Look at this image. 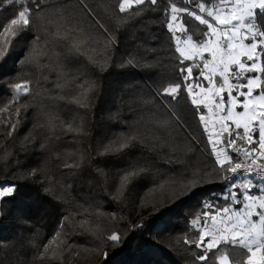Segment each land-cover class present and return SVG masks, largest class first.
<instances>
[{
    "label": "trees",
    "instance_id": "16d2710c",
    "mask_svg": "<svg viewBox=\"0 0 264 264\" xmlns=\"http://www.w3.org/2000/svg\"><path fill=\"white\" fill-rule=\"evenodd\" d=\"M40 2L47 11L59 6L91 34L90 48L103 50L109 34L116 43L107 50L110 60L105 71L84 57L63 56L45 57L41 63L49 67L38 68L23 62L33 36L39 35L42 44L49 40L46 47L50 50L54 45L42 21L34 17V29L20 35L11 52L0 60V107L10 99L11 85L32 82V94L20 101L30 105L21 113L20 131L13 139L5 138L7 129L0 132V186L15 185L14 194L0 202V264H60L38 259L37 245L42 250L62 217L81 211V206L103 215L89 217L95 236L71 235L69 242L98 248L101 255L89 253L81 259L66 254L64 264H192L194 245L183 243L186 235H197L189 222L202 211L205 201L220 206L228 203L224 196L229 183L221 182L212 171L214 158L186 93L178 101L156 95L159 86L172 78L176 63L171 34L165 27L168 0L140 6V15L134 17L118 13V0ZM175 2L184 6L183 0ZM21 3L34 9L32 0L12 5L0 0V21L10 18ZM97 20L104 28L98 27ZM55 50L64 52L59 46ZM130 58L137 66L126 65ZM62 71L68 76L62 78ZM73 74L77 82L94 85L86 108L56 99L80 91L74 85L63 90L55 86ZM49 117H58L56 127L34 129L35 139L22 146L29 129L37 122L46 124ZM69 123L80 131H65L64 125ZM130 135L143 143L104 154L110 141ZM5 150L12 153L7 160L2 158ZM169 159L179 163L166 162ZM65 162L80 167L65 168ZM134 167L146 171L122 185L120 177ZM197 167L202 186L181 195L185 189L179 182L190 179ZM34 169L35 174L29 175ZM205 172L212 174L205 176ZM258 184L256 189L264 186V182ZM84 218L76 216L73 224ZM140 224L143 226L136 227ZM65 231L71 229L66 225ZM113 231L121 236L118 245L103 239Z\"/></svg>",
    "mask_w": 264,
    "mask_h": 264
},
{
    "label": "snow or ice",
    "instance_id": "6c2138e0",
    "mask_svg": "<svg viewBox=\"0 0 264 264\" xmlns=\"http://www.w3.org/2000/svg\"><path fill=\"white\" fill-rule=\"evenodd\" d=\"M4 2L12 5L18 0ZM148 3L156 5L158 0H118L116 9L120 14L134 17L140 15L139 7ZM32 4L35 10L21 3L10 18L0 21V60L11 52L20 35L34 29L36 17L42 21L54 47L50 50L46 47L49 40L42 44L41 37L34 35L28 57L23 62L46 68L49 65L41 63L45 57H84L101 71L107 69L110 60L107 50L116 43L114 35L109 34L103 50L90 48L91 34L67 17L59 6L47 11L40 0H32ZM183 4L168 0L164 10L165 27L171 34L176 63L172 78L159 86L156 95L178 101L181 94L186 93L214 158L212 171L221 182L234 181L228 185L224 196L228 203L220 206L205 201L202 204V211L189 222L191 231L197 235L191 238L186 235L183 243L194 245L192 264H264V186L256 189L253 181L247 178L264 179V0H183ZM96 23L104 28L99 20ZM55 46L63 48L64 52H57ZM125 63L137 66L134 58ZM60 76L65 78L68 73L62 71ZM77 79L73 74L63 84L57 83L55 86L61 90L74 85L80 91L75 95H59L56 99L86 108L88 94L94 85L87 81L79 83ZM31 84L24 80L11 85L10 99L0 107V132L7 129L6 139H13L21 129V113H26L30 105L20 101L32 94ZM172 114L175 116V112ZM55 119L58 117H49L46 124L35 123L22 138V146L35 139L34 129L55 128ZM64 130L80 131L70 123L64 125ZM135 142L143 143L136 135L119 137L105 146L104 154L123 151ZM11 155L5 150L2 158L7 160ZM166 162L179 163L173 159ZM63 167L79 168L80 165L65 162ZM35 171L29 175H34ZM145 171L143 167L132 168L120 177L121 184L126 186L133 177ZM211 174L205 172L203 175ZM200 176L201 170L197 167L190 179L179 182L185 189L181 195L202 186ZM14 192L15 185L0 186V202ZM117 192L123 195L120 187ZM92 215L103 213L81 206V211L62 217L58 229L43 244L42 250L37 245V258L64 264L66 254L81 259H86L89 253L101 255L98 248H84L68 239L71 235L95 236L89 219ZM76 216L85 218L73 224ZM66 225L70 232L65 231ZM103 239L118 245L121 236L113 231ZM102 254L107 257L106 250Z\"/></svg>",
    "mask_w": 264,
    "mask_h": 264
},
{
    "label": "built area",
    "instance_id": "2783aa9c",
    "mask_svg": "<svg viewBox=\"0 0 264 264\" xmlns=\"http://www.w3.org/2000/svg\"><path fill=\"white\" fill-rule=\"evenodd\" d=\"M230 175V174H229ZM244 177H241V179H243ZM248 179H251L253 182L255 183H262L264 182V179H261L259 177H256V176H251V177H247ZM232 182L234 181H229L228 183L231 184Z\"/></svg>",
    "mask_w": 264,
    "mask_h": 264
},
{
    "label": "rangeland",
    "instance_id": "374dc122",
    "mask_svg": "<svg viewBox=\"0 0 264 264\" xmlns=\"http://www.w3.org/2000/svg\"><path fill=\"white\" fill-rule=\"evenodd\" d=\"M198 74V73H197ZM239 110V109H238ZM254 185L258 186V185H261V184H258V183H255L253 182ZM253 194H256V193H253Z\"/></svg>",
    "mask_w": 264,
    "mask_h": 264
}]
</instances>
